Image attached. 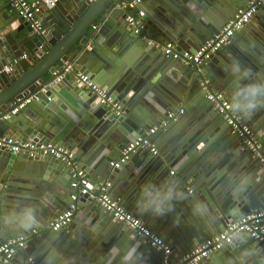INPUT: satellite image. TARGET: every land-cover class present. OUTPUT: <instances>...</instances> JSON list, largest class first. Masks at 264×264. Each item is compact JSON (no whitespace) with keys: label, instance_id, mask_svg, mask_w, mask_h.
<instances>
[{"label":"water","instance_id":"1","mask_svg":"<svg viewBox=\"0 0 264 264\" xmlns=\"http://www.w3.org/2000/svg\"><path fill=\"white\" fill-rule=\"evenodd\" d=\"M123 1L59 0L39 11L44 31L23 21L0 36V114L71 65L38 100L3 119L0 132L11 130L22 140L74 150L92 189L98 179L110 180L111 194L171 243L174 259L229 222L264 207V151L256 154L207 99L213 88L222 91L264 146V104H245V86L264 85V4L230 42L196 65L165 56L134 33L126 21L130 11L120 6ZM247 1L148 0L142 33L195 51ZM6 65L10 70H3ZM78 73L111 93L122 113L85 89ZM256 98L264 101V87ZM180 108L183 113L168 117ZM154 125L157 131L150 139L158 140L157 153L149 146L138 148L120 167L110 165L127 143ZM68 184L69 167L55 156L0 146V244L28 236L9 264L25 252L32 258L26 264H121L130 248L131 264H162L161 251L117 222L90 194L76 201L68 227L78 224L83 213L87 216L74 237L45 229L30 236L31 227L47 226L72 202L74 189H67ZM156 190L161 195L170 190L159 213L144 208ZM27 209L35 223L25 227L21 221ZM106 231L109 243L95 247ZM112 245L120 248L114 258L107 251ZM199 264H264V243L239 233Z\"/></svg>","mask_w":264,"mask_h":264},{"label":"built area","instance_id":"2","mask_svg":"<svg viewBox=\"0 0 264 264\" xmlns=\"http://www.w3.org/2000/svg\"><path fill=\"white\" fill-rule=\"evenodd\" d=\"M8 7L15 12L22 21H28L35 31H44V22L39 15L41 8H49L55 6L59 0H6ZM143 0H125L120 6L128 9L130 13L126 16L129 28L134 33H140L143 40L149 44L156 46L167 57L179 60L185 64L199 65L209 59L213 53L219 50L223 45L231 41L235 33L247 25L254 15L258 12L264 0H248L247 3L234 11L232 16L225 24L215 32L211 37L205 40L197 50L182 49L172 40H157L148 37L142 33L143 19L145 15L144 9L141 7ZM71 65L66 66L65 72L59 73L54 79L45 83L35 92L19 99L7 111L0 114V122L9 118L12 114H16L20 109L24 108L33 100H38L41 93H46L49 88L60 80ZM3 70H10V65L4 66ZM77 80L83 87L89 91L98 93L100 101L107 105L116 114H121V105L118 100L101 87L87 74L78 73ZM210 78L206 77L204 83L209 84ZM207 99L211 101L214 109L226 120L233 131L245 139L246 144L253 149L256 154L261 155L264 146L255 138L251 126L243 119L241 114L236 110L231 100L220 90L213 88L207 93ZM184 112L180 108L169 113V118L175 119L177 115ZM156 128L151 127L145 130L144 134L138 136L134 140L127 143L121 150V154L115 160L110 162L112 167H120L130 154L141 147H150L153 153H157V147L152 143L150 136L155 133ZM264 135V130H263ZM0 146L7 148L12 152H25L30 155L50 154L66 163L69 167L70 187L73 192L70 195L71 203L56 218L50 221L43 228H32L29 235L38 234L41 230H63L73 221L76 209V201L80 195L90 194L96 202L100 204L106 211L110 212L117 222L124 223L133 228L137 234L144 235L150 245L163 253L162 264H199L210 254L221 249L226 243H231L235 235L246 233L254 239L264 243V207L257 209L236 221L229 222L226 227L211 236L204 238L194 248L186 252L178 258L171 259L172 254L171 243L160 233L154 230L144 219L132 212L125 205L121 204L115 198L109 187L111 181L100 178L96 181L94 188L90 185V178L87 170L82 166L76 153L71 148L52 142H34L30 139L22 140L12 135L0 134ZM264 161V157L262 158ZM27 235L18 237H9L0 244V263H10L18 249L24 247L27 241ZM30 264H36L31 262Z\"/></svg>","mask_w":264,"mask_h":264},{"label":"crops","instance_id":"3","mask_svg":"<svg viewBox=\"0 0 264 264\" xmlns=\"http://www.w3.org/2000/svg\"><path fill=\"white\" fill-rule=\"evenodd\" d=\"M147 1L148 0H146V1H144V4L141 6L143 9H144V11H146L147 12V9H148V6H147ZM211 11H213L212 9H211ZM214 14H215V12H213ZM23 21L18 17V15L15 13V12H13L9 7H8V4H7V2H6V0H0V36L2 35V34H4V33H6L7 31H9V30H11V29H14V28H16L17 26H19L21 23H22ZM257 21H254V23L255 24H257L256 23ZM93 29V27H90V30H92ZM175 42V41H174ZM190 48V47H189ZM117 58H119V57H117ZM123 58V57H122ZM122 61V60H121ZM97 83V82H96ZM239 112V111H238ZM153 127H155L156 128V131H157V127L154 125ZM10 132H11V130H6V131H4V132H0V134H6V135H11L10 134ZM152 143L156 146V147H159V144H158V140L157 141H154V140H152ZM141 148H143V147H141ZM141 148H140V150H141ZM79 159V158H78ZM80 160V159H79ZM80 162H81V160H80ZM170 173H173V171H171ZM224 183H227V181H224ZM226 185H228V186H230V184H229V182L226 184ZM70 187H69V184H68V187H67V189H69ZM69 197H70V195H69ZM71 199V198H70ZM117 199H119V198H117ZM70 205V203L66 206V208L68 207ZM65 208V209H66ZM82 210H83V207H82ZM81 210V211H82ZM85 212V211H84ZM86 214L85 213H83L82 214V219L78 222V224L76 223V225H74V227H72V228H70V227H66L65 229H63L62 230V233L64 234V236H69V235H71V236H75V234H76V232L78 231H81L82 230V228H83V222H84V220L86 219V216H85ZM138 216H140V215H138ZM142 219H144L142 216H140ZM146 221V220H145ZM147 222V221H146ZM148 224H149V222H148ZM35 227H38V226H34V227H31V229L32 228H35ZM31 229H30V231H29V233L31 232ZM30 236H35V235H30ZM109 234H108V232L106 231V232H103L102 234H101V236H100V238L97 240V242H95L94 244V246L95 247H100V248H102L103 246H106L109 242ZM113 247V245L112 246H110L109 248H108V252H110V249ZM106 251V252H107ZM17 252V251H16ZM172 254H175V255H177V251L175 252V250H172ZM178 254H179V252H178ZM30 259H32L31 258V256L30 255H28L26 252L25 253H20L19 255H18V257H17V263L16 264H26L27 263V261H29ZM33 261V260H32ZM31 261V262H32ZM30 262V263H31ZM34 262V261H33Z\"/></svg>","mask_w":264,"mask_h":264},{"label":"clouds","instance_id":"4","mask_svg":"<svg viewBox=\"0 0 264 264\" xmlns=\"http://www.w3.org/2000/svg\"><path fill=\"white\" fill-rule=\"evenodd\" d=\"M237 70V65H232L231 71H236ZM246 95L247 99L245 101V104L248 108H254L258 105L264 104V101H261L260 99L256 98V93L261 90L264 85L261 84H251V85H246ZM168 195H170V190L168 193H164L161 195L159 190H156L150 194H148V200L144 204V208L148 209L149 207L153 208V210L156 213H159L161 211V204L163 203L164 200L168 198ZM22 225L27 227L30 224L35 223V219L31 214V210L27 209L24 211L23 216H22ZM120 253V248L117 246H113L110 249V254L114 258ZM134 249H129L127 252L121 256V264H131V258L133 256Z\"/></svg>","mask_w":264,"mask_h":264}]
</instances>
